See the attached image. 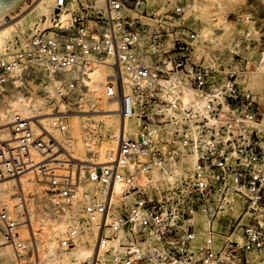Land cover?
<instances>
[{
	"label": "built area",
	"instance_id": "obj_1",
	"mask_svg": "<svg viewBox=\"0 0 264 264\" xmlns=\"http://www.w3.org/2000/svg\"><path fill=\"white\" fill-rule=\"evenodd\" d=\"M194 17L190 0H56L49 18L0 52V86L14 73L83 74L106 66L107 94L118 113L142 122L138 141L124 136L111 163L88 174L107 194L105 202L86 209L87 219L98 224L104 264H264V99L241 88L232 67L194 59ZM174 76L208 98L215 122L187 112L174 138L197 153L195 168L167 189L141 187L121 169L143 157L142 170L150 171L154 160L163 159L160 151L152 152V127L177 120L169 115L173 105L160 84ZM32 124L14 117L10 141L0 142V183L33 171L51 194L74 200L82 181L78 163L54 138L37 136ZM62 155L68 158L60 160ZM118 185L126 201L115 218L112 195ZM20 202L25 208L24 195ZM199 216L206 220L204 231ZM0 223L7 241L20 246L18 222L0 210ZM68 246L73 248L72 241Z\"/></svg>",
	"mask_w": 264,
	"mask_h": 264
},
{
	"label": "bare ground",
	"instance_id": "obj_2",
	"mask_svg": "<svg viewBox=\"0 0 264 264\" xmlns=\"http://www.w3.org/2000/svg\"><path fill=\"white\" fill-rule=\"evenodd\" d=\"M55 1L37 0L17 22L1 28L8 17L24 9L28 2L3 17L0 20V52L17 36L26 34L46 17L49 18ZM190 1L195 11L198 38L194 53L198 59H201L202 52L211 57L214 67L218 62L226 68L229 65L233 67L236 65L235 55L243 52L242 42L236 39L239 36L244 38L255 69L248 70L247 75L240 74L237 82L245 90L249 87L254 93H264V35L256 15L250 9L246 12L240 9L239 20L233 24L227 14L237 7L236 0H218L217 13L221 22L216 27L209 16H204L202 3ZM257 1L264 3V0ZM110 73L106 66L93 67L83 74L51 71L24 78L14 73L6 85L0 86V142L10 141V125L14 117L32 120L35 134L41 136L44 132L58 141L79 164L82 178L74 200L51 194V188L42 183L33 171L20 180L0 183V210H5L11 219L18 222L16 242L20 245L15 247L7 241L0 223V264H83L92 259L104 264L108 260L106 251L100 248L98 224L88 220L86 214L90 204L105 202L107 194L102 184L90 179L88 174L93 168L106 167L111 163L124 136L138 141L142 134V122L137 118L124 120L118 113V103L109 99L106 86ZM160 84L165 90L164 99L173 105L169 115L177 119L166 128L152 127V152L160 151L163 159L154 160L152 170L143 171L142 164L147 159L139 157L137 161L129 162L121 172L126 178L133 177L141 187L151 185L167 189L193 170L198 161L196 152L174 138L176 126L187 112L194 117H207L211 123L215 121L209 116L208 98L186 88L180 78L174 76L171 80L160 81ZM125 87L126 94H130L128 81ZM63 95L68 96L69 106ZM68 107H73L74 112H69ZM226 110L225 106L223 111ZM62 125L66 127L65 131H62ZM67 158L66 155L60 156L63 161ZM33 159L36 163L41 161L36 153H33ZM123 187L118 185L112 195L111 214L115 218L120 215L122 202L126 201ZM22 195L26 200L25 208L20 202ZM197 223L202 231L206 230L204 217L199 216ZM69 241L74 244L73 248L68 246Z\"/></svg>",
	"mask_w": 264,
	"mask_h": 264
},
{
	"label": "rangeland",
	"instance_id": "obj_3",
	"mask_svg": "<svg viewBox=\"0 0 264 264\" xmlns=\"http://www.w3.org/2000/svg\"><path fill=\"white\" fill-rule=\"evenodd\" d=\"M36 1L37 0H30L28 2V5L24 9L18 10L16 13H13L10 17H8L4 21L1 28L9 26V25L13 24L14 22H17L18 19H20L22 16H24V14L36 4ZM199 1L204 6V10H203L204 16H209L212 23L214 24V26L218 27L220 25V22H221L220 16L217 13L218 12V9H217L218 0H199ZM236 6L237 7L235 9H230V11L228 12V14H227L228 20L230 22H232L233 24H237V22L239 20L238 17H239L240 9L243 12H246L247 10L250 9L252 11V13L254 15H256L255 16L256 21H257L259 27H261V33L264 35V3H261L257 0H236ZM263 39H264V36H263ZM236 40L242 42L241 47H242L243 52L240 53L239 55H235V64L236 65L233 67L229 65V67H232L235 71L239 72V76H240V74H246L248 72V70H254L255 64H254V60H252L249 56L250 51L248 49V44L245 42V39L239 36V37H237ZM263 46H264V42L262 43V47ZM193 55H194V59L197 61H202L203 63H205L206 65H209V66L215 65V63L212 61L211 57H207L205 55V53L201 52V59H198V57H197L198 55L196 53H194ZM241 69H243V71ZM246 90L251 91L255 95H260L261 100L264 99V93H261V92L260 93L259 92L254 93V91H252L251 88H249V87H247ZM66 102H68L67 104L69 106L70 101H66ZM72 109H73V107H68V111L71 113L74 112V110H72ZM81 220L84 221L83 218Z\"/></svg>",
	"mask_w": 264,
	"mask_h": 264
},
{
	"label": "water",
	"instance_id": "obj_4",
	"mask_svg": "<svg viewBox=\"0 0 264 264\" xmlns=\"http://www.w3.org/2000/svg\"><path fill=\"white\" fill-rule=\"evenodd\" d=\"M30 0H0V20L6 15L20 9Z\"/></svg>",
	"mask_w": 264,
	"mask_h": 264
}]
</instances>
